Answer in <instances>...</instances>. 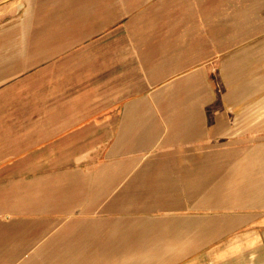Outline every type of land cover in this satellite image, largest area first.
Wrapping results in <instances>:
<instances>
[{
	"label": "crops",
	"instance_id": "obj_1",
	"mask_svg": "<svg viewBox=\"0 0 264 264\" xmlns=\"http://www.w3.org/2000/svg\"><path fill=\"white\" fill-rule=\"evenodd\" d=\"M0 264H264V0L2 2Z\"/></svg>",
	"mask_w": 264,
	"mask_h": 264
},
{
	"label": "rangeland",
	"instance_id": "obj_2",
	"mask_svg": "<svg viewBox=\"0 0 264 264\" xmlns=\"http://www.w3.org/2000/svg\"><path fill=\"white\" fill-rule=\"evenodd\" d=\"M5 0H0V4H2V2H4ZM74 209L76 210L77 208L74 206ZM69 210V209H68ZM71 210V208H70Z\"/></svg>",
	"mask_w": 264,
	"mask_h": 264
}]
</instances>
